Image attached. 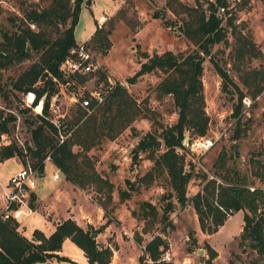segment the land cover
<instances>
[{"label": "rangeland", "instance_id": "374dc122", "mask_svg": "<svg viewBox=\"0 0 264 264\" xmlns=\"http://www.w3.org/2000/svg\"><path fill=\"white\" fill-rule=\"evenodd\" d=\"M28 1L38 4L40 8L49 3V0ZM167 1L124 0L116 14L108 18L100 30L108 34V49L105 45L100 46L89 40L90 52L101 67L99 74L91 76L84 84H80L77 77H64L70 86L65 89L62 84L55 85L57 92L52 96L55 101L50 100L48 118L66 124L73 117L77 106H70L67 97L71 93L87 96L90 91L98 89L99 84L104 83V80H100V75L104 74L113 83L123 85L144 113H152L147 114L151 119L137 118L116 139L105 141L88 153L96 172L113 185L111 200L105 199L103 194L96 192L92 187L80 189L65 181L60 171L49 162L45 164L42 180H37L33 193L38 199L36 192L39 191L45 203L34 202L35 199L32 200L30 196L29 208L32 206L34 211L43 215L52 208L48 218L60 221L64 220L63 215L73 210L71 213H74L79 221L91 220L90 227L93 230L101 227L99 223L110 222L114 232L108 239L112 242L118 236L119 242H113V246L115 251L119 250L120 257H117L124 264H151L146 259L141 263L139 259H143L144 253L135 242L139 239L143 246L156 235H160L167 242L168 250L165 254L169 255L173 264H206L209 258L207 247L216 253L211 264H248L256 254L248 247L240 245L244 211H230L223 225L211 235L201 232L190 201L185 209L175 205L173 213L167 216L168 220L164 224L146 226L144 221L138 218L139 207L143 202L161 209L165 202L163 196L167 195L168 188L163 177H157L148 183L140 180L152 168L153 163L147 159L145 153H139V156L135 157V147L146 133L159 134L163 129L174 125L177 121V110L171 97H160L155 90L161 74L144 75L133 84L127 81L139 70L147 56L166 51L185 53L193 49L181 33L179 18L166 11ZM180 1L195 5L197 0ZM92 2L91 8L83 6L81 9L74 32L77 42H85L88 39L92 31L96 30L97 17L101 13L109 14L113 4L109 0ZM27 5L20 4L18 0H0V42L3 32L15 30L12 26L14 20L16 27L21 23ZM228 5L229 15L226 18L231 16L232 24L225 26L224 40L214 46L212 56L213 60L228 72L248 102L245 104L244 99L242 100L241 111L235 117L238 93L230 86L226 91L223 90L222 80L212 63L206 59L203 64L202 84L209 130L202 139L193 136L190 139V133H186L185 138L188 140L184 139V149L177 150L179 155H184L185 166L192 173L187 187V197L190 199L203 188V177L220 181L218 173H224V167L246 175L254 183L252 187L264 189V179L255 176L259 166L264 165V82L259 84L261 92L253 98L252 87L257 82L253 81L252 76L246 77L247 73L254 70L264 73V0H229ZM30 27L36 29L34 26ZM240 36L251 42L254 45L253 52L258 51L260 55L238 56L234 49L239 45ZM36 58L34 55L30 60L1 71L0 85L3 92L0 93V110L3 116H15L14 129L3 143H15L24 154V149L30 143V129L36 120L35 116L40 115L39 112L42 114V106L28 108L25 100L28 92L14 90L13 81ZM43 87L44 83L39 82L34 89ZM238 119L239 129L236 134ZM158 141V148L161 149L162 140L158 138ZM204 141H210L211 147L198 149L191 146L192 143ZM74 150L77 151V148ZM223 155L224 161L220 160ZM25 159L26 154L24 159L14 157L0 163V186L25 163ZM29 162L32 161L29 159ZM222 163L224 167H221ZM57 171L59 180L53 182L52 174ZM262 175L264 178V172ZM121 192L128 197H120ZM46 207H49V210H44ZM161 229H165V232L160 233ZM190 231L195 233V243L188 237ZM91 234H97L95 240L100 242L98 233ZM75 249L71 244L65 247V252L75 256ZM40 264H57V260L52 258Z\"/></svg>", "mask_w": 264, "mask_h": 264}, {"label": "trees", "instance_id": "16d2710c", "mask_svg": "<svg viewBox=\"0 0 264 264\" xmlns=\"http://www.w3.org/2000/svg\"><path fill=\"white\" fill-rule=\"evenodd\" d=\"M92 1L49 0L45 7L40 8L32 1L18 0L20 4L29 5L24 8L21 23L16 27L15 20L12 22L15 30L3 32L1 35L0 82L1 71L30 60L34 55L37 57L13 81L14 90L35 94L34 106H37L40 100L43 102L42 114L35 116L36 120L30 129V143L24 149L26 157L29 155L31 165L40 175L44 173L45 158L50 157V163L60 171L65 181L80 189L92 187L110 201L113 185L96 172L94 162L88 153L103 142L116 139L137 118L151 119L147 114L152 113L150 111L144 113L128 90L122 88L120 83H115L103 103L99 105L92 103L88 111L76 106L73 117L63 124L61 131L65 139L62 143L59 141L58 129L48 118L50 100L57 92L54 86L65 85L68 82L59 67L77 46L74 32L80 12L83 6L90 7ZM228 1L204 0L201 3L197 0L195 5H187L180 0H168L166 11L179 18L181 33L193 49L185 53L175 54L166 51L147 56L139 70L127 81L133 84L144 75L161 74L155 90L160 97H171L177 110V121L174 125L163 129L159 134L146 133L135 147V157L139 156V153H145L147 159L153 163L152 168L140 180L148 183L157 177H163L168 188L167 195L163 196L165 202L162 208L157 209L155 205L143 202L139 207L138 218L142 219L146 226L164 224L168 220L167 216L173 213L175 205L185 209L190 201L201 232L211 235L223 225L230 211L234 213L244 211L240 245L248 247L256 254L248 264H264V189L252 187L254 183L246 175L229 168L225 169L222 163L224 173H218L220 181L203 177V188L190 199L187 197V187L192 173L185 166L184 155L177 152L184 149L186 133H190V139L192 136L200 139L206 137L209 130L202 84L203 64L206 59L212 63L222 80L223 90L226 91L230 86L238 93L234 116H238L241 111L245 94L238 89L228 72L220 67L212 56L214 46L224 40L225 26L232 24V17L226 18L229 15ZM30 26L36 29L33 30ZM107 35L96 30L90 42L105 45L107 48L109 45ZM238 38H241L238 39L239 45L234 49L238 56L260 55L258 51L253 52L254 45L251 42L241 36ZM27 46L30 48L29 53L26 52ZM91 76H78L77 79L80 84H84ZM249 76L257 82L252 87V97L256 98L261 92L259 84L261 81L264 82V73L254 70L246 74V77ZM100 80L108 84L104 74L100 75ZM39 82H43L44 87L34 89ZM2 92L0 85V93ZM14 122V115L3 116L0 110V138L2 135L10 134L15 126ZM237 122L236 134L239 119ZM158 138L162 140L161 149L158 148ZM74 148H77V151ZM14 157L22 159L25 157L23 150L15 143L0 146V163ZM221 159L225 160L224 155ZM258 171L255 172V176L264 179L263 164L259 166ZM130 186L132 188V185ZM249 188H253V191ZM120 197L125 198L128 195L121 192ZM31 199H35L33 193ZM1 215L0 264H40L52 258L57 262H70L66 257L59 255L66 239L83 252L88 264L111 262L113 250L90 237L91 233H100L110 222L93 230L90 226L83 229L74 220L66 219L60 221L50 236L45 237L36 230L32 238L27 239L20 231L17 221L12 218L4 220ZM164 232L165 229H161L160 233ZM188 237L192 242H196L193 231L189 232ZM135 243L142 247L141 240L138 239ZM143 246L144 257L139 259L141 263L146 259L151 264H173L162 260V256L168 250V244L160 235L153 236ZM207 254L209 258L206 264H211L216 253L207 247Z\"/></svg>", "mask_w": 264, "mask_h": 264}, {"label": "built area", "instance_id": "2783aa9c", "mask_svg": "<svg viewBox=\"0 0 264 264\" xmlns=\"http://www.w3.org/2000/svg\"><path fill=\"white\" fill-rule=\"evenodd\" d=\"M223 11V10H222ZM106 19L105 17H100L97 20L96 30H101L104 25ZM60 72L64 77L68 78H76L78 76H91L95 77L99 74L101 67L93 57L90 52L89 40L81 43H77V46L71 51L69 57H67L59 67ZM56 82V80H54ZM107 85L105 83L99 84L98 89L94 91H90L87 96L78 93H71L69 97H67V101L70 106H80L82 109L87 110L90 108L92 103L95 105H99L103 103L105 97L107 96L111 87L115 85L111 80L107 79ZM70 86L69 83H66L63 88L67 89ZM62 93V92H61ZM55 101V98H51ZM26 106L28 108L34 106L35 102V94L33 92H28L25 97ZM245 104H247V100H243ZM43 102L40 100L38 105L42 106ZM54 104H52L53 106ZM37 107V106H36ZM35 107V108H36ZM38 114L41 115L39 112ZM54 126L58 129V137L60 143H62L65 139L64 134L62 133L63 124L57 121H51ZM6 136L2 135L0 138V146L4 145L3 141ZM202 139V138H200ZM210 141H204L203 143H192L191 146L193 148L198 149H207L211 147ZM25 152V151H24ZM26 154V152H25ZM25 163L21 165V167L13 173L8 181H7V192L4 194L5 199V207L4 212L1 215L2 219L6 220L9 218L14 219L15 221H19L21 216L25 213V211L30 212L29 208V200L32 193H34L37 180L42 178L43 176L38 174V171L33 168L31 163L29 162L28 157L25 159ZM50 162V157H46L44 160V164ZM53 182L59 180L58 171L52 174ZM250 191H253V188H249ZM144 251V246L141 247ZM162 260L165 262H170V258L168 254L162 256Z\"/></svg>", "mask_w": 264, "mask_h": 264}, {"label": "crops", "instance_id": "0c3cea01", "mask_svg": "<svg viewBox=\"0 0 264 264\" xmlns=\"http://www.w3.org/2000/svg\"><path fill=\"white\" fill-rule=\"evenodd\" d=\"M109 1H110V3H113L110 10H109L110 11L109 14L101 13L97 17V19L100 17H105L106 20L108 18H111L114 14H116L117 10L121 7V5L124 4V0H109ZM92 4H93V2L91 3V6H92ZM91 6H90V8H91ZM95 31H96L95 29L92 31V33L89 35L87 40H90L92 38ZM77 43H81V42H77ZM107 79L111 80L109 77H107ZM39 180H42V178H40ZM7 181L5 182V184L3 186H0L1 191H2L0 193V215L3 214V212H4V207H5L4 194L7 192V188H6L7 187ZM36 194H37L38 199H36V197H35L34 202L35 201L44 202V199L40 195V192L38 191V192H36ZM50 209L51 210L49 212L51 213L52 208H50ZM44 210H46V211L49 210V207H46ZM49 212H47L45 215H43L41 213H38L37 211H34L33 207L30 206V212L25 211V213L21 216L20 220L18 221V223L20 225V231L22 232L23 236L26 237L27 239H31L33 232L36 230L41 232L45 237L50 236L55 231V228L60 223V220L49 219L48 218L50 215ZM71 212H73V210ZM71 212L66 213V215H63L62 219H64V220L72 219L83 229H86V227L92 225L91 220H88L85 222L79 221L76 218V215H74V213H71ZM81 220H83V219H81ZM101 220H102V215H101L100 221ZM99 224H100V226H102L105 223H99ZM113 232L114 231L112 229V225L111 224L107 225L102 230V232L98 233V238H99L100 242L98 240H97V242L104 245V246H109L113 250V256H112L110 264H124L122 262V260L117 257V255L119 254V250L115 251L112 248L113 242H119L118 236H116L115 241L113 240L112 242L108 239L113 235ZM71 244L74 245L73 243L70 242L69 239H66L62 245V250L59 254L62 257H66L70 262H57V264H88L87 259L84 257L83 252L79 248H77L75 245L74 246L76 247V249H75L76 255L70 256V255L66 254L65 247L71 246ZM118 256L120 257V255H118ZM116 258H117V261H116Z\"/></svg>", "mask_w": 264, "mask_h": 264}, {"label": "water", "instance_id": "95a60500", "mask_svg": "<svg viewBox=\"0 0 264 264\" xmlns=\"http://www.w3.org/2000/svg\"><path fill=\"white\" fill-rule=\"evenodd\" d=\"M26 52H27V53L30 52V48H29L28 46L26 47ZM120 86H121L122 88H125V87H124L123 85H121V84H120ZM185 139L188 140L187 137H186ZM157 143L160 144L159 141H158ZM96 236H97V234H91V235H90V237L93 238V239H95Z\"/></svg>", "mask_w": 264, "mask_h": 264}]
</instances>
